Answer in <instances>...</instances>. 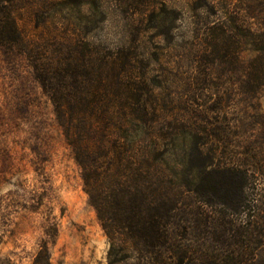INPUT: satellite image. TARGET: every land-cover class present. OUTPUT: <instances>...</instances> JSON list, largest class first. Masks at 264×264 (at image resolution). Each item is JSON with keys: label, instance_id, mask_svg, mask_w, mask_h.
<instances>
[{"label": "rangeland", "instance_id": "obj_1", "mask_svg": "<svg viewBox=\"0 0 264 264\" xmlns=\"http://www.w3.org/2000/svg\"><path fill=\"white\" fill-rule=\"evenodd\" d=\"M94 1L38 19L25 9L18 27L34 43L84 40L127 54L148 116L127 142L147 146L143 130L159 137L177 264L223 252L264 264V0ZM226 229L232 247L221 250L215 236ZM42 242L49 264H106V237L53 107L28 61L0 46V257L31 264Z\"/></svg>", "mask_w": 264, "mask_h": 264}, {"label": "trees", "instance_id": "obj_2", "mask_svg": "<svg viewBox=\"0 0 264 264\" xmlns=\"http://www.w3.org/2000/svg\"><path fill=\"white\" fill-rule=\"evenodd\" d=\"M74 1L78 2L0 0V46L28 61L53 107L79 169L83 191L106 237V264H177L175 202L170 195L173 182L164 179L159 137L143 130L139 135L147 139V146L127 142L134 126H148L146 104L141 90L134 89L127 54L104 52L99 47L93 50L84 40L80 45L70 39L34 43L18 27L16 16L25 9L38 19L41 10L50 7L62 11L77 5L96 6L94 0L87 4ZM170 171L174 174L176 170ZM51 231H45V236L53 238ZM228 231L215 236L223 242L221 250L232 247L224 241ZM223 254V259L208 257L198 264L244 262ZM0 264L15 263L0 257ZM31 264H49L45 242L38 246Z\"/></svg>", "mask_w": 264, "mask_h": 264}]
</instances>
